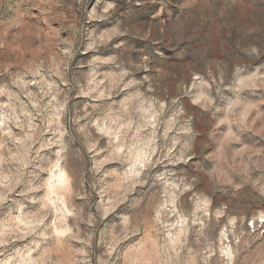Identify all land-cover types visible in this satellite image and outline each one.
<instances>
[{"label":"rangeland","instance_id":"rangeland-1","mask_svg":"<svg viewBox=\"0 0 264 264\" xmlns=\"http://www.w3.org/2000/svg\"><path fill=\"white\" fill-rule=\"evenodd\" d=\"M0 264H264V0H0Z\"/></svg>","mask_w":264,"mask_h":264}]
</instances>
